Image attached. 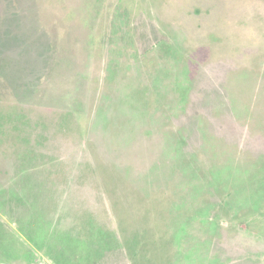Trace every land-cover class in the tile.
Here are the masks:
<instances>
[{
	"label": "rangeland",
	"instance_id": "obj_1",
	"mask_svg": "<svg viewBox=\"0 0 264 264\" xmlns=\"http://www.w3.org/2000/svg\"><path fill=\"white\" fill-rule=\"evenodd\" d=\"M0 264H264V0H0Z\"/></svg>",
	"mask_w": 264,
	"mask_h": 264
}]
</instances>
